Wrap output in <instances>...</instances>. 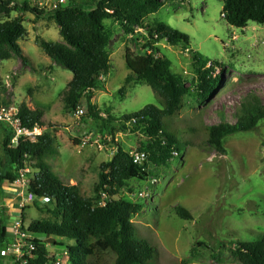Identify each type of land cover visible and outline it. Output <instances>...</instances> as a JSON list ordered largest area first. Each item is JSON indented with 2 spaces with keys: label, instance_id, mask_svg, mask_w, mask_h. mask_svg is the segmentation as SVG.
Masks as SVG:
<instances>
[{
  "label": "rangeland",
  "instance_id": "1",
  "mask_svg": "<svg viewBox=\"0 0 264 264\" xmlns=\"http://www.w3.org/2000/svg\"><path fill=\"white\" fill-rule=\"evenodd\" d=\"M25 1L0 0V23L21 17L28 31L19 43L28 64L18 57L0 61V111L19 109L24 103L44 110L42 131L56 137L59 150V155L47 161L64 183L76 185L87 198L93 197L101 167L116 148L147 150L153 159L164 163L154 166L157 184L150 186L142 212L133 219L138 237L155 246L160 264H238L232 254L237 244L252 242L264 233V122L253 131L225 138L224 152L208 144L206 127L235 124L236 113L249 95L264 104V25L230 26L222 14L223 0H189L181 6L166 1L131 35L119 23L106 20L112 37V69L107 77H101L104 84L94 91L92 100L89 94L83 97L79 108L84 115L76 116L67 112L63 95L74 75L57 66L38 44L40 39L66 41L53 18L37 20L22 11ZM158 23L190 37L189 45L172 46L166 40L156 44L158 56L171 62L173 73L189 89L184 110L169 125L181 148L176 160L170 155L176 151L175 145L151 144L141 127L124 121L149 105L159 106L147 83L130 79L133 74L126 60L128 49L136 56L150 52L143 46L149 38L147 29ZM207 70L213 76L221 75L222 83L217 94L201 104L199 79ZM9 131L10 127L0 122L2 158ZM91 134L99 135V144H84ZM9 190L11 186H5L0 195V218H18L27 231L39 222L58 221L34 204L22 206L17 196L13 201L16 206L3 209L2 200ZM47 203L40 204L46 207ZM177 206L186 209L193 220L180 218ZM18 220L11 221L10 227ZM54 241L60 239H46L50 256L67 263L64 247L55 246ZM104 259L112 264L114 256L107 254Z\"/></svg>",
  "mask_w": 264,
  "mask_h": 264
},
{
  "label": "trees",
  "instance_id": "2",
  "mask_svg": "<svg viewBox=\"0 0 264 264\" xmlns=\"http://www.w3.org/2000/svg\"><path fill=\"white\" fill-rule=\"evenodd\" d=\"M223 1L222 14L230 26L244 29L251 22L264 25V0ZM164 5L161 0H91L54 11H40L32 6L31 0L24 2L21 10L32 13L37 20L53 18L66 41L62 44L40 39L38 44L57 66L74 75L63 94L67 112H75L86 94L92 100L94 91L104 84L101 77H107L112 69L109 55L112 37L107 32L105 21L113 20L123 27L127 35L135 34V27L142 28L143 21ZM147 32L149 38L143 46L151 49L150 52L136 56L128 49L126 60L133 74L130 79L147 83L157 95L159 106L149 105L124 117V121L129 124L136 120L137 123L130 126L141 127L151 144L156 141L161 145H175L180 157V144L174 133L169 131V125L172 118L184 110L189 89L173 73L171 62L158 56L160 52L156 44L166 40L172 46L180 43L189 45L190 37L165 23L148 27ZM27 35L21 17L0 23V61L18 57L28 64L19 44ZM221 83V75L213 76L211 71H203L199 79L198 101L203 104L212 98ZM44 116V110L31 109L25 103L19 108L23 126L32 130L45 127ZM236 118L235 124L222 122L206 127L207 142L211 147L224 152L225 138L257 129L259 123L264 122L261 99L255 95L245 97ZM9 132L3 143L4 158L0 156V195L4 194L5 186L14 187L20 171L29 162L33 169L29 175V192L48 199L50 203L43 207L36 201L34 206L58 219L33 224L28 231L22 224L23 231L35 238L28 241H32L36 248L31 255L26 252L17 264H106L104 255L107 254L114 256L112 264H160L157 249L148 240L138 237V228L133 222L144 204L132 202L129 194L151 185L156 179L154 166L161 165L163 161L153 159L147 150L129 152L118 147L111 159L102 165L93 197L87 198L76 185L64 183L48 163L49 157L59 155L56 137L44 132L36 143L21 140L13 145L15 133L11 129ZM132 152L145 153L147 157L143 163L136 164ZM103 192L110 199L105 207H100ZM175 210L180 218L193 220L183 207L177 206ZM22 216L24 220L25 214ZM10 223L11 218H0V264H6L1 261V252L13 240ZM50 238L60 239L54 244L64 247L67 263L50 256L46 244V239ZM232 254L238 264H264V233L252 242H239Z\"/></svg>",
  "mask_w": 264,
  "mask_h": 264
},
{
  "label": "built area",
  "instance_id": "3",
  "mask_svg": "<svg viewBox=\"0 0 264 264\" xmlns=\"http://www.w3.org/2000/svg\"><path fill=\"white\" fill-rule=\"evenodd\" d=\"M80 1H91V0H31L33 6L38 8L40 11H54L60 9L62 7H67L69 5L75 4ZM168 2L169 4H175L177 6L185 5L189 0H164L163 2ZM76 116L84 115V111L78 108L75 111ZM0 122L6 123L10 129L15 133L12 144L17 145L20 143L21 140H27L31 143H36L39 141V137L43 134L41 128L36 127L34 130L30 128H26L23 126L21 119L19 118V109L11 108V109H3L0 111ZM137 123L136 120H133L129 125H135ZM94 141L95 144H99L100 137L98 134H91L90 137L84 142L85 145ZM102 147V146H101ZM103 148V147H102ZM174 159L179 157V153L174 151L172 152ZM131 156L134 158V163L139 164L143 163L146 159L145 153L139 152H132ZM33 172L31 165L26 163L25 168H23L19 173V178L16 180L14 187L17 192V198L19 199V203L22 206L34 204L36 201L39 203L49 202L48 199L44 197H36L35 195L29 192L31 178L29 175ZM157 184V180L153 179L151 185H146L143 189L136 191L133 194H129L130 199L132 202L139 204L143 203L146 204V198L149 196L150 186H155ZM101 197V201L99 202L100 207H105L107 204L108 194L103 192ZM123 196V195H122ZM18 220V219H16ZM13 240L10 245L1 252V257L4 259H10L15 264L18 261L23 260L26 252L29 255L35 250L36 246L32 241L35 238L30 235L27 231H23L22 229V222L18 220L13 226Z\"/></svg>",
  "mask_w": 264,
  "mask_h": 264
},
{
  "label": "crops",
  "instance_id": "4",
  "mask_svg": "<svg viewBox=\"0 0 264 264\" xmlns=\"http://www.w3.org/2000/svg\"><path fill=\"white\" fill-rule=\"evenodd\" d=\"M8 194V195H7ZM7 194L4 195L3 200H2V205L1 207H3V209L7 208V209H11L13 206H16L15 204H13V201L15 200L14 198H16L17 196V192L15 190V187H11V190L7 191ZM19 202V200H17ZM17 202V203H18ZM6 210V209H5ZM9 212V210L7 211ZM18 219V218H17ZM16 220V218L11 216V221ZM1 261H3L4 263H8V264H15L12 260L10 259H1Z\"/></svg>",
  "mask_w": 264,
  "mask_h": 264
}]
</instances>
